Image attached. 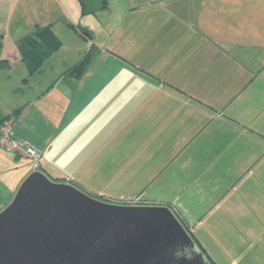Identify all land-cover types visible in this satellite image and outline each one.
Wrapping results in <instances>:
<instances>
[{
	"label": "crops",
	"instance_id": "1",
	"mask_svg": "<svg viewBox=\"0 0 264 264\" xmlns=\"http://www.w3.org/2000/svg\"><path fill=\"white\" fill-rule=\"evenodd\" d=\"M83 2L0 0L3 59L36 27L60 42L46 60L64 55L0 113L20 110L15 135L43 153L34 170L0 150L16 169L0 171V211L34 171L132 184V201L169 206L210 264H264V0ZM91 47L85 72L69 75Z\"/></svg>",
	"mask_w": 264,
	"mask_h": 264
},
{
	"label": "water",
	"instance_id": "2",
	"mask_svg": "<svg viewBox=\"0 0 264 264\" xmlns=\"http://www.w3.org/2000/svg\"><path fill=\"white\" fill-rule=\"evenodd\" d=\"M184 244L204 259L168 207L102 202L39 171L0 212V264H169Z\"/></svg>",
	"mask_w": 264,
	"mask_h": 264
},
{
	"label": "rangeland",
	"instance_id": "3",
	"mask_svg": "<svg viewBox=\"0 0 264 264\" xmlns=\"http://www.w3.org/2000/svg\"><path fill=\"white\" fill-rule=\"evenodd\" d=\"M92 1L102 4V0H92ZM106 1L108 2V4H111L113 2L116 3L123 2L125 4L126 2L133 0H106ZM137 1L148 3V2H154L155 0H137ZM107 16L108 15H106V17ZM101 23L103 22L99 20V15H98V17L96 16L94 18L93 24L91 25V29H93L91 31L96 30L97 32L95 33V36L100 38L103 31ZM63 50L68 52V45H66ZM63 57L64 55L59 53L56 54L55 56H51L50 59L45 60L41 65V67L45 68L44 69L45 73H39L38 72L39 70H36L35 72L30 74L25 63L21 60L18 52H16L14 56H10L8 58L9 59L8 68L0 69V113L5 112L6 109H17L22 103H24V101H26V99H28L33 94L37 93L41 85L49 81L50 73H48V71L51 68H55L54 65L58 64L59 61L63 59ZM21 158L23 157H20V159ZM24 158L23 160H25ZM25 162L26 164L28 163L32 167L31 161L29 159L25 160ZM0 167H3V169H0V171L6 169L4 174L6 176H9V178H12L13 175L15 174L16 169L13 166H9L8 163L5 161L2 162V165ZM127 180L131 182L132 177ZM75 187L79 188L81 191L89 194L90 196H92L93 198L99 201L116 204V205L133 203L134 201H132L131 198L132 195H134L141 188L140 186L136 189L135 185L132 184L123 185L121 183L113 184V185L112 184L101 185L97 187L91 185H85L83 187L82 186L80 187L75 184ZM134 189H136L135 192H133ZM140 197L142 199H145V197H142V195Z\"/></svg>",
	"mask_w": 264,
	"mask_h": 264
},
{
	"label": "trees",
	"instance_id": "4",
	"mask_svg": "<svg viewBox=\"0 0 264 264\" xmlns=\"http://www.w3.org/2000/svg\"><path fill=\"white\" fill-rule=\"evenodd\" d=\"M79 1L83 7V0ZM106 2V0H102L103 7H105ZM59 45V40L53 35L49 27H36L32 33H29L20 39L17 48L21 60L25 63L29 73L31 74L38 69L42 62H44L54 51L57 50ZM1 49L2 38L0 37V69H6L8 68L9 63L8 60L1 57ZM93 52L94 49L91 47L87 53H85L84 56H82V58L69 69V75L74 78L81 77L89 65ZM19 112L20 110H14V112L2 118L0 120V126L6 122H9L12 125ZM166 207L169 208V206Z\"/></svg>",
	"mask_w": 264,
	"mask_h": 264
},
{
	"label": "built area",
	"instance_id": "5",
	"mask_svg": "<svg viewBox=\"0 0 264 264\" xmlns=\"http://www.w3.org/2000/svg\"><path fill=\"white\" fill-rule=\"evenodd\" d=\"M0 150L25 156L31 161L35 170H39L41 167L42 151L26 140L17 137L9 122L0 126Z\"/></svg>",
	"mask_w": 264,
	"mask_h": 264
},
{
	"label": "flooded vegetation",
	"instance_id": "6",
	"mask_svg": "<svg viewBox=\"0 0 264 264\" xmlns=\"http://www.w3.org/2000/svg\"><path fill=\"white\" fill-rule=\"evenodd\" d=\"M130 205L144 206L142 202L139 201H134ZM168 253H172V256L169 257L167 263L172 259L171 257H173L174 260L170 261L169 264L174 262V264H210L206 261V259L200 258V256L193 252L192 248L188 244H184L182 245V247L179 246L176 249H173L172 251L170 250Z\"/></svg>",
	"mask_w": 264,
	"mask_h": 264
}]
</instances>
